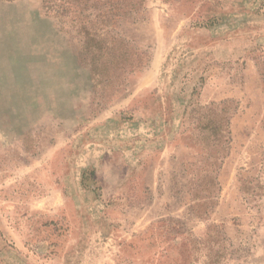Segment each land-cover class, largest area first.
<instances>
[{
	"label": "rangeland",
	"instance_id": "obj_1",
	"mask_svg": "<svg viewBox=\"0 0 264 264\" xmlns=\"http://www.w3.org/2000/svg\"><path fill=\"white\" fill-rule=\"evenodd\" d=\"M0 264H264V0H0Z\"/></svg>",
	"mask_w": 264,
	"mask_h": 264
},
{
	"label": "crops",
	"instance_id": "obj_2",
	"mask_svg": "<svg viewBox=\"0 0 264 264\" xmlns=\"http://www.w3.org/2000/svg\"><path fill=\"white\" fill-rule=\"evenodd\" d=\"M104 192H105L106 195L109 194V193L107 192V189H106V188L104 189ZM104 198H105V201H106V200H107L106 196H104ZM106 205L109 206V204H107V203H106ZM81 219H84V218H83V215L81 216Z\"/></svg>",
	"mask_w": 264,
	"mask_h": 264
},
{
	"label": "trees",
	"instance_id": "obj_3",
	"mask_svg": "<svg viewBox=\"0 0 264 264\" xmlns=\"http://www.w3.org/2000/svg\"><path fill=\"white\" fill-rule=\"evenodd\" d=\"M4 1H12V0H4ZM53 0H46V4L50 7Z\"/></svg>",
	"mask_w": 264,
	"mask_h": 264
}]
</instances>
